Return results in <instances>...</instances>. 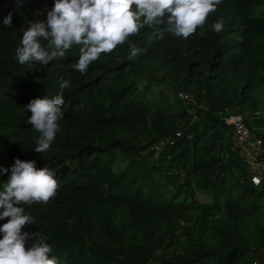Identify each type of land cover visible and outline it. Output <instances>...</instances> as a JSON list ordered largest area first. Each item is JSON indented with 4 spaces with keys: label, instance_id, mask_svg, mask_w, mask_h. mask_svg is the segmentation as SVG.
I'll return each instance as SVG.
<instances>
[{
    "label": "trees",
    "instance_id": "trees-1",
    "mask_svg": "<svg viewBox=\"0 0 264 264\" xmlns=\"http://www.w3.org/2000/svg\"><path fill=\"white\" fill-rule=\"evenodd\" d=\"M53 6L0 0V191L16 158L59 185L47 204L21 205L33 219L27 247L38 233L57 264L264 263V0H221L187 39L146 26L84 74L77 45L47 67L17 60L22 29ZM133 45L146 50L129 59ZM61 78L60 131L40 154L27 105L61 94ZM231 115L262 146H241Z\"/></svg>",
    "mask_w": 264,
    "mask_h": 264
},
{
    "label": "clouds",
    "instance_id": "clouds-1",
    "mask_svg": "<svg viewBox=\"0 0 264 264\" xmlns=\"http://www.w3.org/2000/svg\"><path fill=\"white\" fill-rule=\"evenodd\" d=\"M221 0H54L47 12V19L29 22L22 29L20 46L16 57L20 64L37 62L47 67L57 58H63L73 45L79 46V59L73 67L86 73L88 66L98 60L102 53H111L128 38L137 35L144 27L156 28L167 25L166 31L187 39L198 27H203L210 13ZM7 26L12 24V13L4 18ZM223 20L212 25L217 33L223 30ZM163 32L154 30L147 38L151 45L162 39ZM42 42H47L46 45ZM146 49L132 46L129 59ZM61 94L54 97L32 99L27 105L31 112L27 123L40 134L34 151L44 153L50 148L60 131L58 121L63 119V90L69 82L61 78ZM7 173L8 169H0ZM11 175L0 191V264H57L49 257L51 246L38 233V242L27 247L30 234L23 231L33 224L30 215L21 205L47 204L57 194L59 185L53 171L38 169L35 161L15 159Z\"/></svg>",
    "mask_w": 264,
    "mask_h": 264
},
{
    "label": "built area",
    "instance_id": "built-area-1",
    "mask_svg": "<svg viewBox=\"0 0 264 264\" xmlns=\"http://www.w3.org/2000/svg\"><path fill=\"white\" fill-rule=\"evenodd\" d=\"M182 93L183 92L180 93V97H181ZM226 122L233 126L235 134H236L241 146L247 147V148H250V147H258L259 148L260 146H262V144H263L262 139L258 138V137H256V138L253 137L252 131L250 130V128L248 127V125L245 122L244 116H242V115H231L228 118H226ZM251 163H252L251 165L254 169H256V168H257V170L260 169V166H261L260 163L255 162V161H253ZM252 183L255 186H260L262 183L261 175L255 173L252 176ZM252 264H264V263L259 262V261H254Z\"/></svg>",
    "mask_w": 264,
    "mask_h": 264
},
{
    "label": "rangeland",
    "instance_id": "rangeland-1",
    "mask_svg": "<svg viewBox=\"0 0 264 264\" xmlns=\"http://www.w3.org/2000/svg\"><path fill=\"white\" fill-rule=\"evenodd\" d=\"M262 9H263V12H264V7H263ZM259 12L262 13L261 11H259ZM181 98L186 99V98H188V95H187L186 93H182V94H181ZM251 166H252V165H251ZM251 168H252V167H251ZM262 183H263V182H262ZM262 183H261V185H262ZM261 185H260V186H261ZM203 194H204V193H202V192H198V194H197L198 196H197V197H198V198H202V197H203ZM205 198H207V197L205 196ZM202 201H203V199H202Z\"/></svg>",
    "mask_w": 264,
    "mask_h": 264
}]
</instances>
